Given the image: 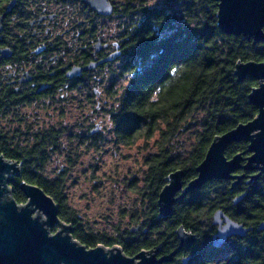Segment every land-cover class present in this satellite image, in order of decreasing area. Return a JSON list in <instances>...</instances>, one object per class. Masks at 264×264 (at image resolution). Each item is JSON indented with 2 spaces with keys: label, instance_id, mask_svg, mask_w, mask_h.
<instances>
[{
  "label": "trees",
  "instance_id": "16d2710c",
  "mask_svg": "<svg viewBox=\"0 0 264 264\" xmlns=\"http://www.w3.org/2000/svg\"><path fill=\"white\" fill-rule=\"evenodd\" d=\"M119 1L122 49L119 76L127 84L120 87L118 95L107 94L114 106L109 112L114 143L132 146L144 140L154 148L145 158L141 185L134 182L130 185L138 203L129 220L139 231L130 233L133 226L123 232L116 229L115 234L94 231L69 206L65 171L67 166H74L73 151L65 152L66 169L52 177L47 173L46 165L52 156L64 152L59 147L65 135L78 146L94 149L98 147L99 134L76 136L67 135L65 129L53 125L35 127L34 116L28 120L20 114V102L12 101L6 107L0 93V155L20 166L10 185L12 198L18 205L24 204L26 197L18 185L25 182L39 186L56 202L59 219L71 225L72 236L80 244L86 248L119 246L129 257L142 250L155 251L160 245H163L161 254H169L177 247L178 227L194 234L206 233L212 212L227 211L231 199L241 196H245L244 203H261L264 218V173L259 171L240 173L244 179L256 181H244L235 188L226 181L207 182L178 200L171 217L159 219L157 209L158 194L172 172L181 170L187 185L196 177V167L212 141L257 115L248 95L258 82L246 78L237 83L233 73L239 61L264 62V42L253 44V40L243 36L222 33L217 27V4L212 0H163L154 8L147 7L146 0ZM77 89L92 103L94 95L87 84L63 87L62 91ZM190 131H194L190 145L180 151L178 137ZM247 147L244 141L232 143L225 156L230 159L241 153L245 159L249 156ZM73 150L77 157L79 151ZM192 264L208 261L195 260Z\"/></svg>",
  "mask_w": 264,
  "mask_h": 264
},
{
  "label": "water",
  "instance_id": "95a60500",
  "mask_svg": "<svg viewBox=\"0 0 264 264\" xmlns=\"http://www.w3.org/2000/svg\"><path fill=\"white\" fill-rule=\"evenodd\" d=\"M99 14L108 16L112 5L108 0H86ZM217 4V27L225 35L243 36L253 40V44L264 42V0H212ZM2 17H0L1 23ZM100 50V42L95 44ZM8 50L1 51L0 58L8 56ZM120 52L87 66H73L66 76L78 77L82 72L112 61ZM237 83L246 78L258 82L251 89L248 101L257 109V115L247 123H241L227 133L216 137L209 145L204 159L196 167V177L187 185L183 182V172L177 170L167 177V183L157 198L158 218L165 219L173 215V206L177 200L201 189L212 180H237L243 175L235 174L240 169L264 172V62H237L234 68ZM100 129L96 124L90 134ZM247 143L249 156L243 159L238 153L228 159L227 147L235 142ZM242 162H246L242 165ZM20 166L16 162L0 155V264H164L172 260L180 249H188L195 242V236L183 226L175 230L179 241L178 248L161 257L158 250H142L133 257L124 254L119 246L110 248L97 245L86 248L73 238L71 225L59 219L56 202L37 185L25 182L18 185L26 197V203L18 205L11 195V184L18 175ZM237 182L235 184H237ZM234 184V185H235ZM180 193L178 196L177 194ZM240 200L237 198L235 202ZM215 223L225 225L219 228L218 241L225 238L231 227L238 226L224 216L222 211L214 214ZM240 227V226H238ZM261 228H264V224ZM53 229L56 231L53 233ZM139 231L131 227L130 233ZM146 233V230H143ZM192 256L183 259L186 264Z\"/></svg>",
  "mask_w": 264,
  "mask_h": 264
},
{
  "label": "flooded vegetation",
  "instance_id": "af4514ba",
  "mask_svg": "<svg viewBox=\"0 0 264 264\" xmlns=\"http://www.w3.org/2000/svg\"><path fill=\"white\" fill-rule=\"evenodd\" d=\"M108 1L113 10L110 15L104 16L86 0H0V55L3 50L9 52L8 56L0 58V93L5 98L3 104L6 106L14 101L20 102L21 106L35 108L40 100L49 99L51 104L55 93L63 87L83 84L92 89L93 98H96L99 92L94 87L99 83L94 74L104 67L119 64L122 59L119 23L115 25L117 32L110 38L104 40L100 37L106 21L121 19L120 1ZM60 29L61 33L56 34ZM97 42L101 46L99 51L95 48ZM114 52H120V55L112 61L72 79L66 76L73 66L84 67ZM245 163L242 162V165ZM244 171L259 170L240 169L235 174ZM218 181L229 182L235 188L244 181L254 183L256 179ZM243 199L245 196H241L237 202L231 199L227 211H222L225 217L240 226L231 227L230 232L233 233L218 241L216 235L226 222L215 223L217 210H214L207 232H191L196 238L192 246L178 250L172 260L164 264H183L182 260L188 256L192 257L186 264L205 259L208 264H263L262 204L257 201L244 203ZM162 246L157 249V257L168 254H161ZM178 246L179 241L172 251ZM195 246L198 248L195 249Z\"/></svg>",
  "mask_w": 264,
  "mask_h": 264
},
{
  "label": "rangeland",
  "instance_id": "374dc122",
  "mask_svg": "<svg viewBox=\"0 0 264 264\" xmlns=\"http://www.w3.org/2000/svg\"><path fill=\"white\" fill-rule=\"evenodd\" d=\"M162 1L146 0V5L154 8ZM118 23L121 21L117 19L106 21L100 37L104 40L110 38L117 32L115 25ZM61 29L56 34L61 33ZM119 65L104 67L94 74L97 76L96 82L99 83L94 88L99 95L93 98L92 103H88L84 98L86 94L78 93V89L70 92L61 90L56 93L51 104L46 99L37 102L35 108L22 106L19 109L20 114L25 115L28 120L32 118L31 115L34 116L35 127H62L67 135H94L89 133L88 127L91 126V130L96 124L100 126L97 131V148L86 149L78 146L77 142H70L73 138L68 140L65 135L59 147L64 152L53 155L46 170L52 177L58 171L66 169L65 152L68 154L73 151L70 154L76 161L73 168L67 166L65 171L68 204L82 216L87 227L112 234H115L116 229L123 232L131 226L134 227L135 224L130 222L129 216L137 207L138 196L130 185L132 182L141 185L145 158L154 152V148L150 147L151 143L147 144L144 140H139L132 146L114 143L109 114L114 106L107 94L114 92L118 95L120 87L127 84L126 79L119 76ZM79 101L82 102L80 105ZM193 132H186L178 137L180 151L185 146L189 147ZM73 148L80 153L77 157Z\"/></svg>",
  "mask_w": 264,
  "mask_h": 264
}]
</instances>
